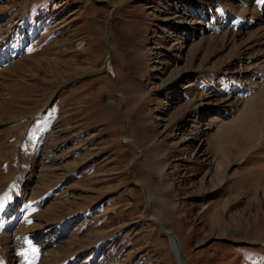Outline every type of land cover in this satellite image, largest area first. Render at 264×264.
I'll return each mask as SVG.
<instances>
[{"label":"rangeland","instance_id":"374dc122","mask_svg":"<svg viewBox=\"0 0 264 264\" xmlns=\"http://www.w3.org/2000/svg\"><path fill=\"white\" fill-rule=\"evenodd\" d=\"M107 1L0 0V253L264 264V0Z\"/></svg>","mask_w":264,"mask_h":264},{"label":"water","instance_id":"95a60500","mask_svg":"<svg viewBox=\"0 0 264 264\" xmlns=\"http://www.w3.org/2000/svg\"><path fill=\"white\" fill-rule=\"evenodd\" d=\"M98 2H101V3H104V4H107L108 6L111 7L109 1L107 0H97ZM111 50V49H110ZM132 144V143H130ZM134 150L138 153L137 149L134 147ZM136 160H134L132 163H131V167H133V165L135 164ZM148 198V197H147ZM157 225L160 227L162 233L167 237L169 238V240L171 241V243L173 244V253L175 254L176 256V259L178 261V264H186L185 261L183 260L182 258V251H181V246H180V243H179V240L177 238V236L171 234L170 232L166 231L163 227V225L159 222H157Z\"/></svg>","mask_w":264,"mask_h":264},{"label":"bare ground","instance_id":"6f19581e","mask_svg":"<svg viewBox=\"0 0 264 264\" xmlns=\"http://www.w3.org/2000/svg\"><path fill=\"white\" fill-rule=\"evenodd\" d=\"M126 142L128 143L129 141H126ZM148 201H149V198H148ZM8 204H9V201H7L6 199L0 202V205L2 206V207H0V215H1V212H5V211H7V209H8ZM11 205H12V204H11ZM9 207H10V206H9ZM8 228L10 229V227H8ZM170 243H171V241H170ZM171 247H173V244H172V243H171ZM171 249H173V248H171ZM172 251H173V250H172ZM177 262H178V261H177ZM0 264H10V259L7 258V257H5L4 254L2 255V254L0 253Z\"/></svg>","mask_w":264,"mask_h":264},{"label":"snow or ice","instance_id":"6c2138e0","mask_svg":"<svg viewBox=\"0 0 264 264\" xmlns=\"http://www.w3.org/2000/svg\"><path fill=\"white\" fill-rule=\"evenodd\" d=\"M37 255H38V252H37Z\"/></svg>","mask_w":264,"mask_h":264}]
</instances>
